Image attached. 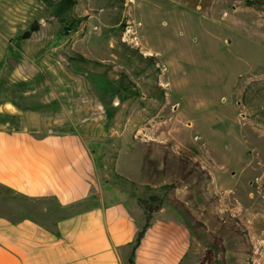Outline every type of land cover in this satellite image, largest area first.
Wrapping results in <instances>:
<instances>
[{
	"label": "rangeland",
	"instance_id": "rangeland-1",
	"mask_svg": "<svg viewBox=\"0 0 264 264\" xmlns=\"http://www.w3.org/2000/svg\"><path fill=\"white\" fill-rule=\"evenodd\" d=\"M2 12L18 17L0 22V96L20 84L14 68L103 81L105 180L159 193L195 231L190 264H264V0H0Z\"/></svg>",
	"mask_w": 264,
	"mask_h": 264
},
{
	"label": "crops",
	"instance_id": "crops-1",
	"mask_svg": "<svg viewBox=\"0 0 264 264\" xmlns=\"http://www.w3.org/2000/svg\"><path fill=\"white\" fill-rule=\"evenodd\" d=\"M17 17L2 12L0 22ZM7 74L20 84L0 96V264H190L195 231L171 209L134 249L144 211L95 156L113 136L103 81L34 67Z\"/></svg>",
	"mask_w": 264,
	"mask_h": 264
},
{
	"label": "trees",
	"instance_id": "trees-1",
	"mask_svg": "<svg viewBox=\"0 0 264 264\" xmlns=\"http://www.w3.org/2000/svg\"><path fill=\"white\" fill-rule=\"evenodd\" d=\"M32 32H35V29H31V31L26 32L23 35V39H29ZM121 180L124 183L126 182L128 184H132L133 186H136L135 183H129L128 181H126L125 179H122V178H121ZM150 190L156 192L158 189H150ZM137 201H138V204L141 206V208L144 211L145 225L143 226L142 230L138 234L134 249H136L140 245V242H141L142 238L144 237L147 229L149 228V226H150V224L154 218V215L163 209V198L157 192H156V194H152L148 199L138 198ZM129 263L134 264L132 258L130 259Z\"/></svg>",
	"mask_w": 264,
	"mask_h": 264
},
{
	"label": "bare ground",
	"instance_id": "bare-ground-1",
	"mask_svg": "<svg viewBox=\"0 0 264 264\" xmlns=\"http://www.w3.org/2000/svg\"><path fill=\"white\" fill-rule=\"evenodd\" d=\"M149 55H151V54L149 53Z\"/></svg>",
	"mask_w": 264,
	"mask_h": 264
}]
</instances>
